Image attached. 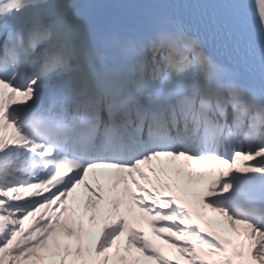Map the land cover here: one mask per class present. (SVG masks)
I'll use <instances>...</instances> for the list:
<instances>
[{"label":"snow or ice","instance_id":"obj_1","mask_svg":"<svg viewBox=\"0 0 264 264\" xmlns=\"http://www.w3.org/2000/svg\"><path fill=\"white\" fill-rule=\"evenodd\" d=\"M102 7L0 0V264H264V0Z\"/></svg>","mask_w":264,"mask_h":264},{"label":"rangeland","instance_id":"obj_2","mask_svg":"<svg viewBox=\"0 0 264 264\" xmlns=\"http://www.w3.org/2000/svg\"><path fill=\"white\" fill-rule=\"evenodd\" d=\"M207 212H208V218L218 216V214L212 213L211 210H207ZM223 219H224L223 217L220 218V220H222V221H223ZM174 259H182V258L179 256V253H176V258L174 257ZM182 264H187V262L182 261Z\"/></svg>","mask_w":264,"mask_h":264},{"label":"bare ground","instance_id":"obj_3","mask_svg":"<svg viewBox=\"0 0 264 264\" xmlns=\"http://www.w3.org/2000/svg\"><path fill=\"white\" fill-rule=\"evenodd\" d=\"M207 211V210H206ZM51 213V212H50ZM101 218H103V220H105V221H108L110 218H109V215L107 214V215H103V216H101ZM223 221L226 223V220L225 219H223ZM28 227H30V225H28V224H25V228H28ZM239 227V226H238ZM249 259H251L250 257H249ZM253 264H255V262H253Z\"/></svg>","mask_w":264,"mask_h":264}]
</instances>
